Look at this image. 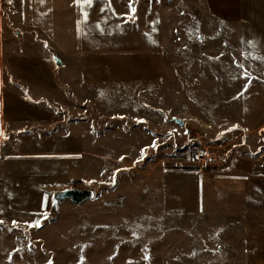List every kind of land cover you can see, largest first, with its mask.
Here are the masks:
<instances>
[{"label": "rangeland", "instance_id": "1", "mask_svg": "<svg viewBox=\"0 0 264 264\" xmlns=\"http://www.w3.org/2000/svg\"><path fill=\"white\" fill-rule=\"evenodd\" d=\"M111 1L123 25L131 17V90L88 109L90 176L77 188L94 198L58 202L50 220L52 192L70 186L49 188L39 215L0 188V264H251L264 126L243 125V90L264 88V0H241L238 24H219L208 0ZM206 150L217 161L201 169L192 154Z\"/></svg>", "mask_w": 264, "mask_h": 264}, {"label": "crops", "instance_id": "2", "mask_svg": "<svg viewBox=\"0 0 264 264\" xmlns=\"http://www.w3.org/2000/svg\"><path fill=\"white\" fill-rule=\"evenodd\" d=\"M219 4H206L219 24L245 22L241 0ZM114 9L110 0L0 2V188L17 213L39 215L49 188L88 179V109L131 90V17L125 26ZM243 99V125L262 129L264 88L248 85ZM246 231L257 236L246 242L251 264H264V217Z\"/></svg>", "mask_w": 264, "mask_h": 264}, {"label": "water", "instance_id": "3", "mask_svg": "<svg viewBox=\"0 0 264 264\" xmlns=\"http://www.w3.org/2000/svg\"><path fill=\"white\" fill-rule=\"evenodd\" d=\"M48 50L51 53L53 61L57 65H61V58L57 55V53L52 49ZM168 120L173 121L178 125L183 124V120L176 117H169ZM93 198L94 192L91 189L87 188L68 187L61 190H55L51 195L50 210L47 213V218L52 220L57 215V205L60 201L68 200L74 204L79 205L87 200H92Z\"/></svg>", "mask_w": 264, "mask_h": 264}, {"label": "built area", "instance_id": "4", "mask_svg": "<svg viewBox=\"0 0 264 264\" xmlns=\"http://www.w3.org/2000/svg\"><path fill=\"white\" fill-rule=\"evenodd\" d=\"M192 162L198 165L201 169H206L211 165H214L217 161V157L214 152L210 150L196 151L192 154Z\"/></svg>", "mask_w": 264, "mask_h": 264}, {"label": "snow or ice", "instance_id": "5", "mask_svg": "<svg viewBox=\"0 0 264 264\" xmlns=\"http://www.w3.org/2000/svg\"><path fill=\"white\" fill-rule=\"evenodd\" d=\"M11 2H12V0H9V3H11ZM76 2H77V3H85V4L90 5V4L92 3V0H76ZM130 10H131L133 13L135 12V9H134V8H131V4H130ZM97 27L99 28L100 26L97 25ZM238 66L243 67V65H238ZM244 78L248 81V84H250L251 79L249 78V76H248L247 74H245ZM247 86H248V85L246 84V86H245V88H244L243 91H246V90H247ZM241 94H243V92H242ZM150 147H152V148H158L159 145L155 144V142H154L152 145H150ZM145 151H146L145 149H142V150H141L142 158H143V156H144ZM112 180H113V182L115 181V176L112 177ZM45 218H46V217H45ZM0 223H3V221H0ZM13 225H14V226L16 225V222H15V221L13 222ZM28 226H29V227H39V226H40V221H36L34 224H30V225H28Z\"/></svg>", "mask_w": 264, "mask_h": 264}, {"label": "trees", "instance_id": "6", "mask_svg": "<svg viewBox=\"0 0 264 264\" xmlns=\"http://www.w3.org/2000/svg\"><path fill=\"white\" fill-rule=\"evenodd\" d=\"M146 154L144 155V158H146L147 156H148V153H151V151L149 150V151H147V152H145Z\"/></svg>", "mask_w": 264, "mask_h": 264}]
</instances>
